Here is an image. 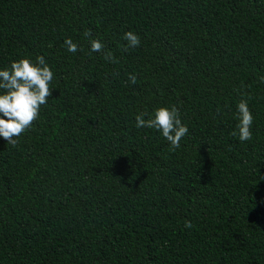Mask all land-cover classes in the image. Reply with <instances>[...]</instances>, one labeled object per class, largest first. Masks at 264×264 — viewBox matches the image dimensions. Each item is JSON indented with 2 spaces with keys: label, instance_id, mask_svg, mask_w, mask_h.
Instances as JSON below:
<instances>
[{
  "label": "trees",
  "instance_id": "16d2710c",
  "mask_svg": "<svg viewBox=\"0 0 264 264\" xmlns=\"http://www.w3.org/2000/svg\"><path fill=\"white\" fill-rule=\"evenodd\" d=\"M21 56L53 91L0 138V264H264V0H0V69ZM173 105L175 149L135 126Z\"/></svg>",
  "mask_w": 264,
  "mask_h": 264
},
{
  "label": "clouds",
  "instance_id": "9594fccd",
  "mask_svg": "<svg viewBox=\"0 0 264 264\" xmlns=\"http://www.w3.org/2000/svg\"><path fill=\"white\" fill-rule=\"evenodd\" d=\"M84 35L90 36L91 30ZM123 39L127 41L125 50L140 45V38L133 31H126ZM64 43L72 53L79 50L70 38L65 39ZM90 48L93 52H100L104 45L99 40H91ZM104 58L112 63L117 62L110 51L104 53ZM128 79L134 84L136 75H130ZM261 79L264 81V78ZM52 80L53 72L43 56H37L35 61L21 56L11 61L10 67L0 69V138L12 146L17 145V138L32 127L39 117L41 106L47 104L52 96ZM237 109L239 123L237 130L231 134L238 136L241 142L249 141L252 139L253 115L248 100L242 98ZM135 126L159 131L173 149L180 146V141L188 133L187 126L180 118V110L175 105L157 107L152 114L138 113ZM185 227L191 228V222L185 221Z\"/></svg>",
  "mask_w": 264,
  "mask_h": 264
}]
</instances>
